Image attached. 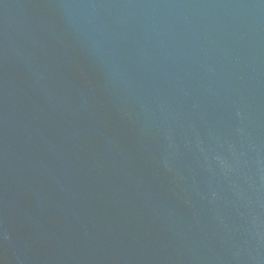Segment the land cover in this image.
Wrapping results in <instances>:
<instances>
[{
	"label": "water",
	"instance_id": "obj_1",
	"mask_svg": "<svg viewBox=\"0 0 264 264\" xmlns=\"http://www.w3.org/2000/svg\"><path fill=\"white\" fill-rule=\"evenodd\" d=\"M0 264H264V0H0Z\"/></svg>",
	"mask_w": 264,
	"mask_h": 264
}]
</instances>
